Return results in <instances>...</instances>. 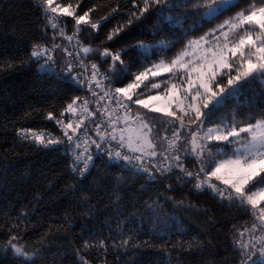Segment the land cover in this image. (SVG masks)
<instances>
[{"label": "trees", "instance_id": "1", "mask_svg": "<svg viewBox=\"0 0 264 264\" xmlns=\"http://www.w3.org/2000/svg\"><path fill=\"white\" fill-rule=\"evenodd\" d=\"M252 2L236 0L235 7L211 22L184 8L164 13L173 17L171 21L152 10L137 19L133 13L138 14L142 0H55L53 6L71 5L70 10L77 15L89 13L90 23L98 28L86 25L81 37L82 46L92 48L86 58L110 66L111 59L106 60L101 53L105 49L120 51L129 75L113 86L125 87L148 66L161 60L170 64L190 48L189 41L198 40ZM41 7L40 0H0V264H21L24 259L8 247L12 237L30 255L39 252L33 257L35 264H242L239 232L258 222L256 210L254 214L250 206L245 212L216 198L210 190L197 191L195 180L185 184L157 174L154 181L122 164L105 166L101 160L106 162V157L98 158L97 166L85 176H77L62 148L46 149L19 138L20 129L56 131L48 114L52 113L53 119L68 115L67 104L85 94L67 77L39 71L30 58L34 43L52 42ZM63 18L67 28L73 29L74 19ZM246 29L253 31L245 25L230 32V44ZM109 35H113L111 40ZM207 39L209 45L216 43L211 36ZM141 42L145 48L133 47ZM56 57L62 72L68 60L60 50ZM181 75L183 70L151 78L149 83H160L161 87L141 93L144 85L136 91V98L163 93L166 86L179 84ZM132 108L135 113L143 111L147 118L170 119L135 103ZM261 113L264 86L258 83L229 101L214 121L205 125L223 120L229 126L245 127L261 119ZM195 128L192 125L191 131ZM155 131L160 136L172 135L170 128ZM186 131L181 130V135ZM188 147L190 150V144ZM195 165L191 157L185 160L189 170ZM250 234L246 232L243 239ZM100 240L104 247H100ZM123 240L129 241L127 246ZM85 242L90 247H85ZM253 259L264 264L260 251Z\"/></svg>", "mask_w": 264, "mask_h": 264}, {"label": "snow or ice", "instance_id": "2", "mask_svg": "<svg viewBox=\"0 0 264 264\" xmlns=\"http://www.w3.org/2000/svg\"><path fill=\"white\" fill-rule=\"evenodd\" d=\"M40 2L42 13L55 14L47 15L48 26L60 35L64 34L59 27L63 23L58 19L61 16L72 17L77 27L84 24L90 25L92 29L98 28L97 24L90 23L88 12L77 15L75 10H70L71 5L53 6L55 0H40ZM235 6L236 0H210V2L209 0H142V6H138V14L134 12L133 15L139 19L144 13L152 10L161 19L171 21L173 17L171 15L165 17L164 13H174L184 8L202 20L211 22ZM187 14L185 12V16ZM245 25L258 27L259 33L253 38L252 31L246 29L235 42H231L230 46L229 33L244 28ZM226 28L227 31H225ZM119 31L120 29H117L116 33ZM209 36L216 43L204 50V55L198 57V63L191 59L184 61V56L190 55L185 50L170 64L161 60L153 64L151 68L136 74L134 81L128 83L126 87L114 89L111 88V84L123 83L129 75V66L122 59L121 53H110L105 49L101 55L111 58L110 68L106 73L101 74L97 64H91V78L88 79L87 86L93 96H98L97 104L100 100L107 98L109 103L114 102L116 108L123 110L124 114L122 116L119 113L114 114L113 111L108 110L107 105L103 109L98 107L96 111L100 113L101 120L100 122L92 121L97 138L87 136L86 132L82 134L85 137L83 140L77 136V131L84 124L85 117H81L75 127L72 122L64 123L63 120H57V123L62 126L63 137H66V140L51 136L46 138L44 133H37L32 129H20L18 136L22 140L33 141L44 148L67 143L72 149H78L79 151L74 152L71 167L81 176H85V173L97 166L98 158L107 157L106 162L101 160L105 166L122 161L123 167L136 173L147 174L154 181L158 179L157 173L164 179L175 177L185 184L195 180L194 188L197 191L210 190L216 198L245 212L249 211L250 206L254 214L255 210H258V218L264 221V207H261L264 203V113H261V119L256 120L255 123H248L245 127L238 128L235 123L229 126L223 120L215 128L205 127V123L213 122L216 113L229 101L238 98L258 83L264 86V0H254L247 9H241L198 40L189 41L187 47L200 45L201 41L209 43L207 39ZM221 37L224 40L223 44L220 43ZM112 38L113 35L108 36L109 40ZM66 39L72 41L73 36H67ZM60 47L56 43L47 47L36 42L32 46L30 58L38 64L43 59L44 63L39 64L41 69L51 67L55 60L53 53ZM133 47L145 48L146 46L141 42ZM63 50L68 56H73L67 48ZM81 51L88 55L92 52V48L83 46ZM73 59L77 61V64L74 65L72 61H68L65 67L70 74L75 66L83 63L80 52H76ZM87 70L85 67V71ZM180 70L184 72V75L179 77L180 85L173 83L170 87L166 86L163 93L148 95L146 99L133 101V91L140 88V85L149 79V75L159 77L164 73ZM71 78L77 83H83L79 74ZM104 80L109 81L107 89L103 83ZM93 84L101 89L103 95H98L93 90ZM184 84L187 86L183 87ZM160 87V83H151L153 89ZM120 97L125 99L122 100ZM78 100L80 98L76 97L67 104L65 112L77 113ZM125 100L141 105L150 112L162 113L164 117L170 119L147 118L139 113L132 116L131 108ZM155 101L162 103L155 104L153 103ZM88 104L89 101L84 99L82 111L88 116H94L95 112L89 111ZM105 115L107 119H104ZM185 117H188L187 124ZM48 119H53L52 113L48 114ZM121 121L124 122L125 127L118 128L117 124ZM177 122H179L178 125ZM132 125L136 127L133 128ZM192 125H196L195 131H191ZM169 128L172 130L171 137L160 136L158 131L154 132L156 129L167 132ZM181 130H187L185 136L181 135ZM241 133H246L247 136H241ZM187 136L191 139L188 140ZM74 137H76L75 140ZM165 143L167 147H163ZM92 146L95 147V152L91 150ZM229 151L231 155L227 159H213L214 156L228 155ZM189 157L199 165L198 170H189L185 167V160ZM214 180L225 187L221 188L213 182ZM180 203L182 204L183 201ZM254 227L253 229L245 228L243 232H239L238 247L242 250V264H248L249 261L251 264H257L252 254L257 246H259L260 256L264 257V234L257 237L254 234ZM246 232L252 233L247 242L243 239ZM15 240L16 237H12L8 241V247L14 250L16 256L24 257L21 264H27L28 261L35 264L33 257L38 256L39 252L30 255L14 243ZM98 243L100 247H104L103 240ZM128 243V240L122 241L124 246ZM84 246L90 247L87 242Z\"/></svg>", "mask_w": 264, "mask_h": 264}, {"label": "built area", "instance_id": "3", "mask_svg": "<svg viewBox=\"0 0 264 264\" xmlns=\"http://www.w3.org/2000/svg\"><path fill=\"white\" fill-rule=\"evenodd\" d=\"M46 15H55V14L47 13ZM58 19L61 20V21H63V23H61L59 25V27H60V29L63 30V33L64 34L63 35H60V34L57 33L56 30H53V29L50 28L51 33H52V42L50 44H45V43H42V44L46 45L47 47H51L52 43H56V44H59L61 47L60 48H57L55 50V52L53 53V55L55 57V60L52 63V66L51 67H46L44 69H41L39 67V64L44 63V60L41 59L39 61V64L36 62L37 63V68L41 72L48 73V74L54 75L56 77H62V76L67 77L68 79H70L73 82H75L79 87H81L85 91V94H84V96L82 97V99L79 101V103L76 106V107H78L77 113H75V114L69 113L68 115L63 116L61 118L51 119V120H54L55 121L56 131H52V130H34V131L37 132V133H44L46 135V138L48 136H51L53 138L59 137V138H63V139L66 140V137H63L62 126L57 123V120H63L64 123L72 122L73 123V126L75 127V125L80 121L81 117H85L84 124L77 131V136H80V139L83 140V139H85V137L82 134L86 132L87 133V136H90L92 138H97L96 135H95L94 124L92 123V121L95 120L97 122H100V120H101L100 113L98 111H96L98 107L101 108V109H103L104 106L107 105L108 106V110L109 111H113L114 114L115 113H119L121 116L124 114L123 113V110L116 108V105H115L114 102L109 103V101L107 100V98H105L104 100H100L99 101V104H97L98 96H93L92 95V91H90L88 89V86H87L88 79L91 78V64H93V63L97 64V66L99 68V72L101 74L106 73V71L109 70L110 66H105L104 67V66H101L99 62L88 60L86 58L87 55H85L81 51V49L83 47L82 46V39H81V37H82V35L84 34V32L86 30V25L82 24L79 27H77L74 24L73 29L69 30L67 28V25H66V22H65L64 18L61 16V17H58ZM77 33H78V35H77ZM67 36H73V40L72 41H69L68 39H66ZM65 48H67L68 51H71L73 53V56H68L67 55V52H65L63 50ZM58 50H60L63 53V55L67 58L68 61H72V63L74 65L77 64V61L75 59H73V57L75 56L76 52H80V57L83 59V63L82 64H79V66H75L74 67V71L71 74L68 73L65 69L62 72H60L58 60H57V57H56V53H57ZM109 52L110 53H118V52L121 53L120 51H115V52L109 51ZM121 56H122V53H121ZM104 58L106 60L111 59L110 57H104ZM85 67H87V69H88L87 71H85ZM77 74H79V78L83 81V83H77L75 80H73L71 78V76L77 75ZM97 78L99 79V77H97ZM103 83H104V85L106 86V89H107V86L109 85V81L108 80H104ZM111 88L112 89L115 88L113 86V84H111ZM93 90L96 91L98 93V95H103V92L101 91V89L96 88L95 87V84H93ZM120 98L122 100L125 99L124 97H120ZM84 99H87L89 101V104L87 105V107H88L89 111L95 112V115L94 116H88L87 113H84L82 111V103H83V100ZM125 102L131 108V115L132 116H135L137 113H135L134 110H133V108H132V103L133 102L132 101H126V100H125ZM104 119H107V116L106 115H105ZM117 127L118 128L125 127L124 122L121 121L119 124H117ZM69 134H71V131L70 130H69ZM126 135H127V133H126ZM75 139H76V137H74V140ZM23 141L34 143L33 141H30V140H23ZM40 147H42V146H40ZM58 147L59 148H62L63 152L70 157L71 161L73 159L74 152L75 151H79L78 149L77 150L72 149L67 143L61 144V145H57V146H50L49 148H46V149H54V148H58ZM165 147H167L166 143H165ZM91 150L93 152H95V147L92 146V149ZM114 163L122 164L123 165V162L122 161H120V162H114ZM198 168H199V165L196 164L194 166V168L191 169V170H198ZM130 171H132V170H130ZM72 172L75 175H77V176H81L78 171L74 172L72 170ZM132 172H134V171H132ZM134 173H136V172H134ZM141 174H143V173H141ZM213 182L217 183L221 188L225 187L224 185L219 184L218 181H215L214 180ZM247 228L248 229H253L252 226H249ZM262 258L264 259V257H262Z\"/></svg>", "mask_w": 264, "mask_h": 264}, {"label": "rangeland", "instance_id": "4", "mask_svg": "<svg viewBox=\"0 0 264 264\" xmlns=\"http://www.w3.org/2000/svg\"><path fill=\"white\" fill-rule=\"evenodd\" d=\"M249 27H250V28H253L252 34H253V38H255L256 35L259 33V29H258V27L254 26V25H253V26H249ZM212 46H213L212 44L209 45L208 43H204L203 41H201L200 45H197V46H191V47L187 50V52H188L190 55H186V56H184V61H188V60L191 59V60H194L195 62L198 63V62H199L198 57L204 55V50L207 49V48H209V47H212ZM230 46H231V44H230ZM152 66H153V65L148 66V68H151ZM151 78H153V77H151V75H149V79L146 80V81H144V82L140 85V88H138V89H141V88H143L144 85H146V87L143 88V90L141 91V93H143V92H145V91H149V90L152 89V88H151V83L148 82ZM178 85H180V83H179ZM186 86H187L186 84L183 85V87H186ZM125 87H126V86H125ZM138 89H135V90L133 91V93H132L133 101H135L136 99H146L148 95H157L158 93H162V92H155V93L147 94V95H144V96H142V97H137V98H136L137 94H139V92H138V93L136 92ZM153 103H155V104H159V103H162V102H160V101H155V102H153ZM136 105H138V104H136ZM138 106H141V105H138ZM141 107H142V106H141ZM144 110H145V109H144ZM146 110H148V109H146ZM139 114H140L141 116H143V115H142V114H143V111H140ZM226 124H228V123H226ZM217 125H219V124H216V125H205V127H213V128H215ZM228 125H229V124H228ZM132 127L135 128L136 126H135V125H132ZM133 134H134V133H133ZM201 134H202V133H201ZM241 136H247V134H246V133H241ZM230 155H231V153H228V155H225V156H223V157L214 156L213 159H214V160H219V159H221V158H223V159H227L228 156H230ZM261 207H264V203H262ZM256 213H257V216H259V212H258V210H256ZM263 226H264V221H261V220L258 218L257 226L254 227V234H255L257 237H260L262 234H264V227H263ZM260 227H261V228H260ZM251 235H252V233H251L250 235H246V240H245V242H247V240L250 239ZM255 252H259V246H257L255 249H253V253H252V254H254Z\"/></svg>", "mask_w": 264, "mask_h": 264}]
</instances>
